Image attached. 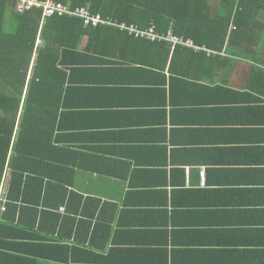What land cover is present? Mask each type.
<instances>
[{"label":"crops","instance_id":"crops-1","mask_svg":"<svg viewBox=\"0 0 264 264\" xmlns=\"http://www.w3.org/2000/svg\"><path fill=\"white\" fill-rule=\"evenodd\" d=\"M120 40L49 85L34 154L75 174L85 208L48 238L69 264H264V53L223 65Z\"/></svg>","mask_w":264,"mask_h":264},{"label":"trees","instance_id":"trees-1","mask_svg":"<svg viewBox=\"0 0 264 264\" xmlns=\"http://www.w3.org/2000/svg\"><path fill=\"white\" fill-rule=\"evenodd\" d=\"M52 1L72 12L84 8L106 23L85 25L81 17L66 14L46 18L36 7L19 13L17 0H0V264L72 262L61 258L67 249L48 237L56 234L61 239L67 225L71 231L76 228V220L68 215L85 208L84 198L69 192L73 183L66 178L75 175L71 170L49 156L43 163L34 154L40 153L43 142L37 128L47 113L43 107L49 85L63 68L77 65V58H87V53L103 54L118 36L137 49L166 50L167 56L196 54L185 46L136 38L121 24L142 30L155 26L162 34L172 28L176 36L191 40L223 65L230 63L234 49L256 59L258 52L264 53V35L255 34L258 26L251 8L260 0ZM82 48L84 55L78 57ZM60 207L63 214L58 213ZM49 218L52 234L43 228Z\"/></svg>","mask_w":264,"mask_h":264},{"label":"built area","instance_id":"built-area-1","mask_svg":"<svg viewBox=\"0 0 264 264\" xmlns=\"http://www.w3.org/2000/svg\"><path fill=\"white\" fill-rule=\"evenodd\" d=\"M42 8L44 16L46 18L52 17L56 14L59 15H75L78 17H81L84 19V24L89 25L93 24L96 25L97 23H106L105 21H101L99 17H91L89 12L84 9H78L75 12H72L69 10L67 7L61 5V4H56L52 0H48L45 3H42L38 0H17L16 3V11L19 13H24L26 11H30L32 8ZM122 30L127 31L131 35L135 36L136 38H141L144 40H148L150 43H157V42H164L173 45L174 47L176 46H185L187 48L199 51L201 49L197 48L194 46L193 42L191 40H183L180 37L176 36L173 32V29L171 28L168 33H160L157 31V28L155 26L149 28V29H139L133 26H126L124 24H121L119 26ZM0 209L4 211V206L1 205ZM61 212H63V209H60Z\"/></svg>","mask_w":264,"mask_h":264}]
</instances>
